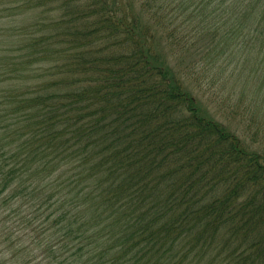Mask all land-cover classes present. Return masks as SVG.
<instances>
[{
  "label": "trees",
  "instance_id": "1",
  "mask_svg": "<svg viewBox=\"0 0 264 264\" xmlns=\"http://www.w3.org/2000/svg\"><path fill=\"white\" fill-rule=\"evenodd\" d=\"M254 143L264 0H0V264H264Z\"/></svg>",
  "mask_w": 264,
  "mask_h": 264
},
{
  "label": "rangeland",
  "instance_id": "2",
  "mask_svg": "<svg viewBox=\"0 0 264 264\" xmlns=\"http://www.w3.org/2000/svg\"><path fill=\"white\" fill-rule=\"evenodd\" d=\"M199 91L203 94L201 95V98L204 103L207 104V107L209 108L211 114L216 116V119L221 121L222 123L228 125L231 127L232 130L237 131V134L243 135V139L247 143H253L250 140L255 139L257 142L262 140V130L257 133L256 129L254 127H251V129L239 119L234 118L233 115H229L220 105L219 100L214 97V94L212 93L213 89H207L203 93L200 89ZM215 93V92H214ZM224 111V112H223ZM254 146L256 149H258L260 152L264 153V143H254Z\"/></svg>",
  "mask_w": 264,
  "mask_h": 264
}]
</instances>
